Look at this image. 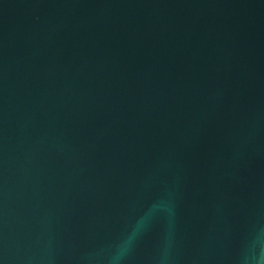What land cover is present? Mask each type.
I'll use <instances>...</instances> for the list:
<instances>
[{
	"label": "water",
	"instance_id": "obj_1",
	"mask_svg": "<svg viewBox=\"0 0 264 264\" xmlns=\"http://www.w3.org/2000/svg\"><path fill=\"white\" fill-rule=\"evenodd\" d=\"M0 264H264V0H0Z\"/></svg>",
	"mask_w": 264,
	"mask_h": 264
}]
</instances>
